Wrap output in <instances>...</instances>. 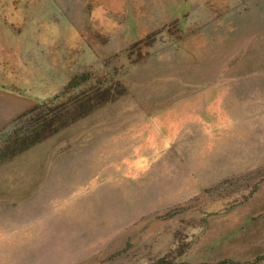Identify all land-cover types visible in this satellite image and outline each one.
Returning <instances> with one entry per match:
<instances>
[{
    "label": "rangeland",
    "instance_id": "1",
    "mask_svg": "<svg viewBox=\"0 0 264 264\" xmlns=\"http://www.w3.org/2000/svg\"><path fill=\"white\" fill-rule=\"evenodd\" d=\"M0 28L40 92L0 135V264H264V0H0Z\"/></svg>",
    "mask_w": 264,
    "mask_h": 264
},
{
    "label": "crops",
    "instance_id": "2",
    "mask_svg": "<svg viewBox=\"0 0 264 264\" xmlns=\"http://www.w3.org/2000/svg\"><path fill=\"white\" fill-rule=\"evenodd\" d=\"M7 37L5 30L0 28V133L40 101L39 91H30L27 84H18L16 87L9 82L13 80L12 75H22V68L14 67L13 63L5 58L13 53L14 48V41L12 43ZM17 64H21L20 61Z\"/></svg>",
    "mask_w": 264,
    "mask_h": 264
},
{
    "label": "trees",
    "instance_id": "3",
    "mask_svg": "<svg viewBox=\"0 0 264 264\" xmlns=\"http://www.w3.org/2000/svg\"><path fill=\"white\" fill-rule=\"evenodd\" d=\"M39 108H40V105H38V106L34 107L33 109H31V111H35V110H37ZM25 114H27V113H25ZM24 115H22L21 117H19L17 120H20ZM0 135H1V133H0Z\"/></svg>",
    "mask_w": 264,
    "mask_h": 264
}]
</instances>
